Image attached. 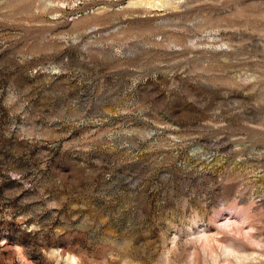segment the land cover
Listing matches in <instances>:
<instances>
[{"label":"rangeland","instance_id":"374dc122","mask_svg":"<svg viewBox=\"0 0 264 264\" xmlns=\"http://www.w3.org/2000/svg\"><path fill=\"white\" fill-rule=\"evenodd\" d=\"M0 264H264V0H0Z\"/></svg>","mask_w":264,"mask_h":264}]
</instances>
